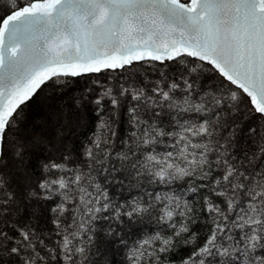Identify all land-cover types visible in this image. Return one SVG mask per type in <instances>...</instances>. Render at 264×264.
<instances>
[{
  "label": "snow or ice",
  "instance_id": "snow-or-ice-1",
  "mask_svg": "<svg viewBox=\"0 0 264 264\" xmlns=\"http://www.w3.org/2000/svg\"><path fill=\"white\" fill-rule=\"evenodd\" d=\"M0 264H264V0H0Z\"/></svg>",
  "mask_w": 264,
  "mask_h": 264
}]
</instances>
